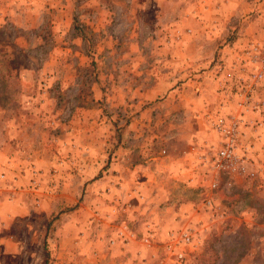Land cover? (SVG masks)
<instances>
[{"label":"rangeland","instance_id":"obj_1","mask_svg":"<svg viewBox=\"0 0 264 264\" xmlns=\"http://www.w3.org/2000/svg\"><path fill=\"white\" fill-rule=\"evenodd\" d=\"M25 1L0 0V264H168L179 229L193 234L182 264H264V130L249 153L254 177L206 168L190 184L161 173L170 195L146 201L108 191L123 184L119 169L149 179L172 123L207 157L217 150V115L244 113L237 62L248 41L264 43V0H144L140 15L117 0L97 23L104 32L82 14L86 0ZM158 78L157 97L139 102ZM169 93L195 114H161ZM253 97L264 117V80ZM75 238L90 245L74 251Z\"/></svg>","mask_w":264,"mask_h":264},{"label":"crops","instance_id":"obj_2","mask_svg":"<svg viewBox=\"0 0 264 264\" xmlns=\"http://www.w3.org/2000/svg\"><path fill=\"white\" fill-rule=\"evenodd\" d=\"M37 1H38L37 3L39 4L41 0H37ZM60 1H62V0L57 1V4ZM73 1L74 0H66L65 5L68 3H71ZM130 1L131 2H129V4L131 5V9L133 8L134 13H137L136 15H140V12L143 13L142 6L145 5L144 0H130ZM25 3H27L29 6L30 3H32L31 5H33L34 1L33 0H26ZM80 4H85L84 5L85 10L83 11L82 14L90 15L89 17L93 20V22H96V26L92 27V29H94L93 31H100L101 30L102 32H104V29L101 26V24H103V22L108 19V17L112 13V7H115L117 5V0H115V1L114 0H86ZM3 15H4V13L0 12V18H2ZM71 15L73 16L72 13H71ZM98 22L99 23L101 22L100 26L97 25ZM62 35H64V33L60 32V31L57 32V36H60L62 38ZM107 47L110 48V46H107ZM101 49L104 50L105 48L101 47L98 51H100ZM161 49H163V48H161ZM160 51L161 50H158L157 53H161ZM154 52L156 53V51H154ZM163 84H165L164 81H161L160 78H158L157 81H155V88L149 89V90L147 89V90H144L143 93H140L138 95L139 98H137L138 101L140 102L144 99L148 100V99H152V98L155 99L157 97V95H155V94H157L156 93V91H157L156 87L159 88ZM152 94L154 96L152 98H149ZM39 96L40 95H38V97H37L38 101H39ZM216 96L218 97L220 102L224 101L223 92L216 94ZM175 100L176 99L174 98V95L172 93H169L168 96L166 97V101H167V104L165 105L166 108H164L163 111H161V114L166 113V116L171 115V117H175V116H177V117H188L189 115L195 114L192 112V110L188 106L185 107V106H183V104H181L182 106H180L179 103H174ZM178 100L182 101L183 99H178ZM158 109H161V108H158ZM152 112L156 116L161 115L160 112H158L157 108H152L150 110V113H152ZM204 112H205V110L203 111V113ZM244 116H245V114L242 117H244ZM243 120L244 121L242 122V130L246 131L247 135L252 134L254 136L252 138L247 137V139L249 140L248 141L249 144L250 143L253 144L252 139H254L256 137L255 134L258 135V139H256V140H258V141L261 140L262 139L261 132L264 130V117H262L261 114H255V113L251 112L250 115L247 116ZM253 122H258L259 124L254 125ZM13 131H16V130L13 129ZM185 131H186V129H185L184 125L179 126L177 124L174 125L172 123L171 127L166 132L165 140L167 142H166L165 147H163V149L166 150L167 156L162 161L156 160V163H154L156 165L155 171L149 175L148 180L144 178V174H139V173L134 172L131 175H126L125 172H122L121 169H119L116 176L113 177V178H115L113 180H116L117 183L123 181V184L120 183V185L117 188H112V189L109 188V190H108L109 193H115V194H117V196H119V197L121 196V197H123V199H126L127 193L131 192L133 195H135L136 198H137V196H141L146 201L148 198L152 199V200H153V198L156 199L157 197L161 196L160 195L161 193H164L165 195H170L169 190H170L171 186L169 184H167L166 182L163 183V181L159 179L160 178L159 176H161V173H165V175H167L169 177V180H171V181H174V180L178 181L177 179H181L183 181H186V182H189L190 184H192L195 182V180L196 181L200 180L202 176L199 175V172L206 170V166L201 165L200 160L198 158V157H200L201 154H203L202 153L203 151L200 150V149H202V148H200L201 147L200 144L197 145V144H193V143L188 142L187 139H189V138L186 135ZM83 143H85V149L90 151L92 143L88 142L87 140L83 141ZM193 145H195V147ZM141 148L139 149V152H142ZM160 149H162V148H159V151H160ZM146 150H148V149H145V151ZM126 153H128V152L126 151V149H124L123 154H126ZM153 153H154V151L152 153L149 152V154H151V155ZM89 155H90V153H89ZM88 159H89V162L86 163V169L88 167L90 168L89 164L91 163V158H89V156H88V157H85V159H84L86 161ZM120 159L121 160L118 159V163L121 166L126 165L128 163L127 162L128 159L126 158V156H124L123 158H120ZM152 159H154V158H152ZM152 159L148 160L146 162V164L149 163L150 161H153ZM7 160H9V159H7ZM10 160H11V162L9 161V164L10 163L13 164L16 161L15 158L10 159ZM151 164H153V162H151ZM31 167L29 168V171L31 170ZM33 167H34L33 169H35L36 172L38 171L37 169H41V168H39L40 166L37 167L36 164H34ZM41 171H42V173L45 172L44 169H41ZM31 172L33 173L34 171L31 170ZM138 213H139V209H136L134 206V208L132 209V212H130V217L132 215V217L136 218V217H138ZM153 221L154 220L147 221L148 228H150L152 230L156 227V224L152 225V223H154ZM81 244L90 245V241H87V242L85 241V243H83L82 239L75 238L74 240H72V243H70V245L74 251H76L79 248V246H81Z\"/></svg>","mask_w":264,"mask_h":264},{"label":"built area","instance_id":"obj_3","mask_svg":"<svg viewBox=\"0 0 264 264\" xmlns=\"http://www.w3.org/2000/svg\"><path fill=\"white\" fill-rule=\"evenodd\" d=\"M242 58L238 64L241 72L239 76L240 82L246 85V88L238 94L241 95L242 103L238 104L237 110H242L245 114L255 113L261 114L263 111L262 100L255 101L253 97L254 90L259 82L264 80V43L250 40L247 46L242 50ZM248 70L246 73L245 71ZM239 82V81H238ZM243 117L226 115L220 113L213 121L214 131L219 135V147L210 156L201 154L199 158L200 164L205 165L213 173H222L228 176L238 173L254 177L255 173L250 168V149L252 144L243 143L242 122ZM254 125L259 124L253 122ZM162 154H166V150H161ZM219 185V181L213 179L210 182L211 190H215ZM206 207H212V195H206ZM122 233V232H121ZM193 234L187 229H179L171 231L165 243L166 261L168 264H182L184 261L183 247L191 245Z\"/></svg>","mask_w":264,"mask_h":264}]
</instances>
